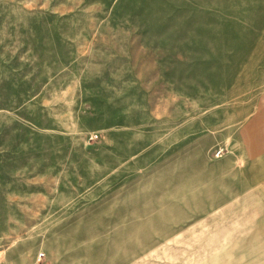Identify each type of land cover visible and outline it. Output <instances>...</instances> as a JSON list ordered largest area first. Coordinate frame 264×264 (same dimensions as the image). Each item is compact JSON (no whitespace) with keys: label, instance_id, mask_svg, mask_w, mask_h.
Segmentation results:
<instances>
[{"label":"rangeland","instance_id":"374dc122","mask_svg":"<svg viewBox=\"0 0 264 264\" xmlns=\"http://www.w3.org/2000/svg\"><path fill=\"white\" fill-rule=\"evenodd\" d=\"M263 145L264 0H0V264L172 254Z\"/></svg>","mask_w":264,"mask_h":264},{"label":"crops","instance_id":"0c3cea01","mask_svg":"<svg viewBox=\"0 0 264 264\" xmlns=\"http://www.w3.org/2000/svg\"><path fill=\"white\" fill-rule=\"evenodd\" d=\"M216 167L229 170L214 172L213 205L204 216L239 212L198 227L197 240L186 246L167 241L178 249L150 257L149 264H264V145L244 163L224 161Z\"/></svg>","mask_w":264,"mask_h":264},{"label":"built area","instance_id":"2783aa9c","mask_svg":"<svg viewBox=\"0 0 264 264\" xmlns=\"http://www.w3.org/2000/svg\"><path fill=\"white\" fill-rule=\"evenodd\" d=\"M39 257H40V255H39Z\"/></svg>","mask_w":264,"mask_h":264}]
</instances>
